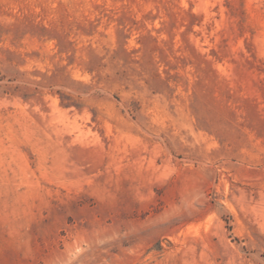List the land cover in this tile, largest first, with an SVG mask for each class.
<instances>
[{
    "label": "rangeland",
    "instance_id": "rangeland-1",
    "mask_svg": "<svg viewBox=\"0 0 264 264\" xmlns=\"http://www.w3.org/2000/svg\"><path fill=\"white\" fill-rule=\"evenodd\" d=\"M0 264H264V0H0Z\"/></svg>",
    "mask_w": 264,
    "mask_h": 264
}]
</instances>
